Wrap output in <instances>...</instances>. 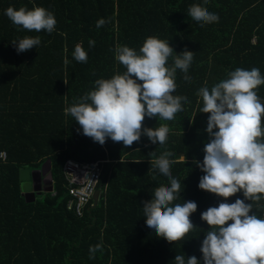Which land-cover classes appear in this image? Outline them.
I'll list each match as a JSON object with an SVG mask.
<instances>
[{"label": "trees", "instance_id": "1", "mask_svg": "<svg viewBox=\"0 0 264 264\" xmlns=\"http://www.w3.org/2000/svg\"><path fill=\"white\" fill-rule=\"evenodd\" d=\"M194 4L217 14L219 21L192 20L188 9ZM9 7H43L54 15L55 30H18L5 15ZM102 18L107 22L97 28ZM26 36H39L41 43L18 53L12 43ZM149 37L168 41L175 54L194 53L187 73L191 82L178 69L173 93L190 103L171 121L145 118L146 128L168 126L164 145L146 136L128 148L110 138L104 145L93 142L65 109L94 90L97 79L126 71L115 59L117 46L139 53ZM77 44L88 54L86 63L73 59ZM172 64L169 57L167 66ZM237 68H258L264 76V0H0V264H174L176 254L195 256L203 264L200 249L209 228L201 213L244 197L238 193L224 201L198 187L203 173L194 162H203L208 115L200 112L197 92ZM257 92L264 103V85ZM165 151L174 154L171 174L181 183V198L173 203L198 206L190 217L198 228L174 244L146 226L142 208L155 188L169 185L151 164ZM72 160L105 162L100 204L94 208L93 200L83 218L69 210L64 168ZM49 162L55 191L27 199L21 172ZM253 211L264 218V210L254 205ZM101 242L102 250L89 259V248Z\"/></svg>", "mask_w": 264, "mask_h": 264}, {"label": "clouds", "instance_id": "2", "mask_svg": "<svg viewBox=\"0 0 264 264\" xmlns=\"http://www.w3.org/2000/svg\"><path fill=\"white\" fill-rule=\"evenodd\" d=\"M5 15L18 30L29 32L50 34L57 23L54 15L43 7L32 10L9 7ZM188 15L202 25L219 21L217 14L198 4L189 7ZM106 22L99 19L96 27ZM40 43L39 36H26L12 44L18 53H23ZM88 43L90 48L95 46L93 40ZM72 55L80 63L88 60L81 44L75 46ZM169 57L173 59L171 67L167 66ZM193 57L194 53L187 49L175 54L168 41L155 37L147 38L139 53L128 46H117L115 59L126 71L111 79H97L94 90L66 108L65 113L75 119L83 135L100 145L110 138L128 148L139 142L141 136H146L154 145H164L168 126L146 128L144 120L158 116L171 121L184 110V103H190L187 97L173 93L177 88L178 69L184 73L183 79L191 82L187 73ZM64 63H69L67 58ZM261 85H264V76L258 68H237L210 89L205 85L197 92L203 104L200 112L208 115L203 162H194L203 173L198 187L224 201L238 193L244 197L233 203L221 202L201 213V220L209 228L200 249L203 264H264V218L253 211L254 205L264 210L261 203L264 201V103L257 92ZM173 155L165 151L151 161L152 167L168 178L169 185L155 188L152 199L143 202L142 207L146 226L169 244L183 240L198 228L190 219L197 211V204L194 201L173 203L181 198V183L171 174L175 161L169 157ZM2 159L6 162L8 155L3 154ZM181 159L187 163L186 156ZM52 186L55 188V183ZM101 250L102 242L91 246L89 259L95 258V253ZM174 264H200V261L195 256L186 259L185 254H176Z\"/></svg>", "mask_w": 264, "mask_h": 264}, {"label": "built area", "instance_id": "3", "mask_svg": "<svg viewBox=\"0 0 264 264\" xmlns=\"http://www.w3.org/2000/svg\"><path fill=\"white\" fill-rule=\"evenodd\" d=\"M108 163V162H106ZM105 162L79 163L69 161L65 165L64 173L69 183V210L79 218L85 216L86 208L92 204L94 197L104 176Z\"/></svg>", "mask_w": 264, "mask_h": 264}, {"label": "water", "instance_id": "4", "mask_svg": "<svg viewBox=\"0 0 264 264\" xmlns=\"http://www.w3.org/2000/svg\"><path fill=\"white\" fill-rule=\"evenodd\" d=\"M52 171V163L49 162L47 165L43 167L42 170L31 171L29 169H25L21 172V181L23 183V191L26 194V198L31 200L37 199V196H42L44 193L50 190H44L45 186H49L50 184H54V177L51 173ZM48 173H51L49 176ZM51 186V185H50ZM55 188L53 187L52 191L54 192ZM40 193V194H39ZM102 196V191L98 190L94 197V208H97L100 204Z\"/></svg>", "mask_w": 264, "mask_h": 264}, {"label": "rangeland", "instance_id": "5", "mask_svg": "<svg viewBox=\"0 0 264 264\" xmlns=\"http://www.w3.org/2000/svg\"><path fill=\"white\" fill-rule=\"evenodd\" d=\"M47 175H49V173L47 174ZM51 185V186H50ZM49 186H45V188H44V190H50V191H52V189H53V186H52V184H50ZM55 191V190H54ZM55 196H56V194H55Z\"/></svg>", "mask_w": 264, "mask_h": 264}]
</instances>
